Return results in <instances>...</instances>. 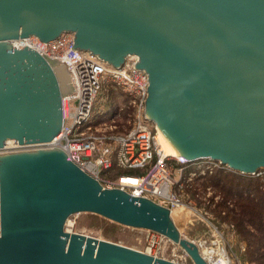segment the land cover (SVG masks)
<instances>
[{
    "label": "water",
    "instance_id": "1",
    "mask_svg": "<svg viewBox=\"0 0 264 264\" xmlns=\"http://www.w3.org/2000/svg\"><path fill=\"white\" fill-rule=\"evenodd\" d=\"M68 31L115 66L140 57L147 106L185 157L242 175L264 169V0H0V147L65 130L62 96L79 95L68 63L19 47L31 35L49 41ZM0 173V264H178L66 231L82 212L160 232L208 264L170 209L104 188L61 149L0 154Z\"/></svg>",
    "mask_w": 264,
    "mask_h": 264
},
{
    "label": "built area",
    "instance_id": "2",
    "mask_svg": "<svg viewBox=\"0 0 264 264\" xmlns=\"http://www.w3.org/2000/svg\"><path fill=\"white\" fill-rule=\"evenodd\" d=\"M26 46L45 54L49 59L67 62V75L74 92H79V95L62 96L65 130L61 129L51 141L20 144L17 139H8L0 147V154L42 148L61 149L72 163L98 180L104 188L121 189L134 197L150 199L171 212L174 207L198 212L194 204L184 199L187 188L194 186L198 178L212 174L215 170L234 171L219 160H191L182 154L176 156L165 152L157 123L148 115L149 73L138 67L140 57L137 54H129L121 66H115L91 50L78 48L76 33L71 31L62 32L49 41L31 35L19 49ZM109 84L129 98L128 103L121 104L113 115L108 105ZM126 107L131 109L127 119L124 117ZM114 166L128 172L112 178L107 173ZM259 171L249 175H260ZM212 191L211 187L206 190L208 195ZM205 219L210 234L205 239L191 241L198 246L208 264H253L243 262L241 256L232 250L231 241L219 226ZM227 228L231 236L236 237L234 225L227 224ZM150 233L144 252L178 263L164 254L171 239L157 231L150 230ZM177 244L182 248L176 243L172 248L174 256L180 253ZM243 249L246 250V246ZM185 254L188 252L185 251Z\"/></svg>",
    "mask_w": 264,
    "mask_h": 264
},
{
    "label": "trees",
    "instance_id": "3",
    "mask_svg": "<svg viewBox=\"0 0 264 264\" xmlns=\"http://www.w3.org/2000/svg\"><path fill=\"white\" fill-rule=\"evenodd\" d=\"M108 105L112 115L121 104H127L129 98L114 85L109 84ZM131 109L126 107L127 119ZM132 170L131 172H138ZM128 170L113 167L109 176L116 178ZM260 175H242L235 171L219 169L212 174L200 177L186 192L196 195L206 192L208 187L217 189L221 199L215 203L214 196L210 204L215 205V213L226 224H233L241 240L247 243L245 260L255 264H264V169Z\"/></svg>",
    "mask_w": 264,
    "mask_h": 264
},
{
    "label": "rangeland",
    "instance_id": "4",
    "mask_svg": "<svg viewBox=\"0 0 264 264\" xmlns=\"http://www.w3.org/2000/svg\"><path fill=\"white\" fill-rule=\"evenodd\" d=\"M176 175L178 176V173ZM213 196L215 203L221 199V197H216L220 196L216 188L213 189L211 195H208L207 192H199L196 195L186 192L184 199L194 204L198 212L192 213L184 208L179 207H174L172 209V217L181 237L196 241L205 239L208 234H210L208 228L209 226L205 218L210 219L219 226L224 235L231 241L232 250L241 256L243 262H248L245 260L247 243L241 240L237 235L236 237L231 236V232H229L227 224L222 222L221 219L216 215L214 211L215 205L208 203V199ZM67 224L65 226V230L68 232L92 236L142 252L146 250L148 246V239L151 234L150 230L148 229L129 227L112 221L101 215L87 212L71 215L67 221ZM175 245L176 242L174 244L171 240L169 241L168 248L164 253L167 258L174 259L176 262H178V264H195L192 256L190 254H185L186 250L181 246V244L180 246L185 251L177 244L180 249V253H176L174 256L172 248L175 247ZM244 246H246V250L243 249Z\"/></svg>",
    "mask_w": 264,
    "mask_h": 264
},
{
    "label": "bare ground",
    "instance_id": "5",
    "mask_svg": "<svg viewBox=\"0 0 264 264\" xmlns=\"http://www.w3.org/2000/svg\"><path fill=\"white\" fill-rule=\"evenodd\" d=\"M148 115H149L150 118L154 119L156 121V123H157L160 141H161V144L163 146V149L165 150V152L167 154L176 155V156H179L181 154L189 155L185 151L178 149L172 143V141L169 139V137L166 135V133L164 132V127L162 125V119L160 118V116L157 113V111L153 108V106H149Z\"/></svg>",
    "mask_w": 264,
    "mask_h": 264
}]
</instances>
